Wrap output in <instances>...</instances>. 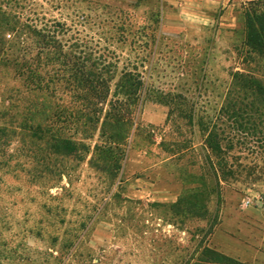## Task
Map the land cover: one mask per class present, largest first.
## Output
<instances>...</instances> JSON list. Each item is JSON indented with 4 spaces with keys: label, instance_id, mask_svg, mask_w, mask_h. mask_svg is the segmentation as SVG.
Returning <instances> with one entry per match:
<instances>
[{
    "label": "rangeland",
    "instance_id": "rangeland-1",
    "mask_svg": "<svg viewBox=\"0 0 264 264\" xmlns=\"http://www.w3.org/2000/svg\"><path fill=\"white\" fill-rule=\"evenodd\" d=\"M248 1H231L228 19L220 9L212 25L168 34L156 21L164 8L158 0H0V10L24 23L87 45L116 76L136 65L147 86L112 177L91 154H51L42 140L24 137L16 109L6 108L7 87L17 81L0 73V264H216L211 239L224 213L233 223L231 213L244 212L248 199L264 208V110L231 116L221 109L236 73L264 78V57L243 43ZM164 93L184 97L183 108L160 102ZM216 123L232 173L219 198L206 161L216 159L205 144ZM99 139L97 130L88 143ZM203 174L212 192L207 209L175 213L171 206Z\"/></svg>",
    "mask_w": 264,
    "mask_h": 264
},
{
    "label": "trees",
    "instance_id": "trees-1",
    "mask_svg": "<svg viewBox=\"0 0 264 264\" xmlns=\"http://www.w3.org/2000/svg\"><path fill=\"white\" fill-rule=\"evenodd\" d=\"M155 12L159 22L160 9ZM243 19V43L252 53L264 57V0L248 1L243 7ZM64 26L65 23L56 24L57 28ZM59 36L56 30L42 31L0 10V73L17 81L7 87L6 108L16 109L20 118L16 126L32 143L42 140L51 154L59 156L77 158L91 154V162H97L96 169L116 176L123 165L146 82L136 65L129 70L124 67L116 76L112 66L93 57L87 45L79 48ZM149 39L157 41L154 33ZM152 51L150 48L149 55ZM156 98L177 108L185 104V98L178 94H157ZM225 100L221 109L231 116L263 111L264 78L250 72L236 73ZM97 130L102 139L92 148L88 140H93ZM207 131L205 144L216 160L209 157L206 161L212 172L213 193L219 198L221 182L232 177V173L220 156V127L216 123ZM199 181L200 185L186 190L171 206L175 213L197 215L199 208L207 209L212 192L206 186L204 174ZM212 253L216 255V264H244L216 249ZM205 263L208 261L200 259L197 264Z\"/></svg>",
    "mask_w": 264,
    "mask_h": 264
},
{
    "label": "crops",
    "instance_id": "crops-1",
    "mask_svg": "<svg viewBox=\"0 0 264 264\" xmlns=\"http://www.w3.org/2000/svg\"><path fill=\"white\" fill-rule=\"evenodd\" d=\"M231 1L233 0H158L164 6L160 9L161 29L165 33L176 34L187 29L212 25L216 22V12L220 9L223 13L219 17L228 19L231 13ZM222 24L232 26L226 21ZM229 206L231 205L228 204L226 207ZM250 207L255 208V211L247 212ZM236 212L231 213L235 218L233 223L229 222L224 213L212 235V245L219 252L242 262L264 264V208L248 205L245 206L244 212ZM242 223L247 229L245 237L241 234ZM238 239L244 241L243 257L238 256L236 252Z\"/></svg>",
    "mask_w": 264,
    "mask_h": 264
},
{
    "label": "built area",
    "instance_id": "built-area-1",
    "mask_svg": "<svg viewBox=\"0 0 264 264\" xmlns=\"http://www.w3.org/2000/svg\"><path fill=\"white\" fill-rule=\"evenodd\" d=\"M245 205H246V206L251 205V200H249V199L246 200V201H245Z\"/></svg>",
    "mask_w": 264,
    "mask_h": 264
}]
</instances>
